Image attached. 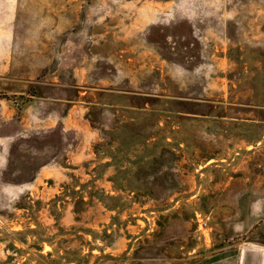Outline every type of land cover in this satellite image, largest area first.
<instances>
[{
    "label": "rangeland",
    "instance_id": "obj_1",
    "mask_svg": "<svg viewBox=\"0 0 264 264\" xmlns=\"http://www.w3.org/2000/svg\"><path fill=\"white\" fill-rule=\"evenodd\" d=\"M0 264H264V0H0Z\"/></svg>",
    "mask_w": 264,
    "mask_h": 264
}]
</instances>
